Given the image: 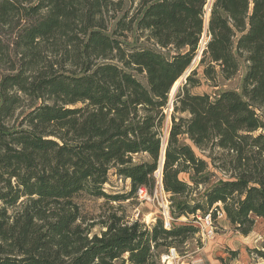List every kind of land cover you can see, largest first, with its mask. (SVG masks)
I'll use <instances>...</instances> for the list:
<instances>
[{
  "label": "trees",
  "instance_id": "trees-1",
  "mask_svg": "<svg viewBox=\"0 0 264 264\" xmlns=\"http://www.w3.org/2000/svg\"><path fill=\"white\" fill-rule=\"evenodd\" d=\"M207 2L0 0V264H157L198 232V210L242 235L264 220V0H213L205 28ZM133 30L151 44L132 46ZM203 32L202 78L217 86L243 59L240 91L193 93L196 67L170 104ZM162 145L170 213L185 221L86 223L75 197L151 193ZM212 169L229 175L189 202ZM110 170L128 194L105 192Z\"/></svg>",
  "mask_w": 264,
  "mask_h": 264
},
{
  "label": "rangeland",
  "instance_id": "rangeland-1",
  "mask_svg": "<svg viewBox=\"0 0 264 264\" xmlns=\"http://www.w3.org/2000/svg\"><path fill=\"white\" fill-rule=\"evenodd\" d=\"M211 1V0H210ZM208 0V2H210ZM208 2L206 4V12L209 7ZM126 8L131 11L129 15L133 14L132 8L126 3ZM204 16V22L206 17ZM206 26V22H205ZM127 41L132 45L149 46L151 41L145 37V33H141L139 30H133V32L126 33ZM207 38L205 32L202 34V38L197 48V55L193 59L189 69L185 71L184 75L179 78V84L184 82L185 76H187L193 68H198V76L201 80V84L192 89V92H206L216 93L223 89H233L240 91L242 75L245 71L246 63L243 59H240V67L235 76L230 79L217 78V86H213L211 81L204 80L202 78V68L198 66V61L201 57L202 49L206 44ZM143 81L142 75H137ZM169 97L170 92H169ZM172 107L169 105L165 108L167 113V123L170 120V113ZM166 130L164 129V134ZM164 137V136H163ZM164 139V138H163ZM198 152V150H196ZM201 154V153H200ZM208 155V153L206 152ZM144 155L136 156V160L143 159ZM208 161V159H206ZM213 175L210 183L200 184L196 190L189 194V202L191 199L201 198V195L205 188L209 187L213 181L217 178H226L229 174L221 171L220 169H212ZM181 178L187 180V176L182 174ZM129 180L119 177L110 170L107 182L104 186L105 192L108 194L124 195L130 191ZM168 199L169 195H168ZM74 201L77 202L80 212L86 217V223H99L105 219L108 213L115 212L121 215L124 219L135 220L139 219L146 224H150L154 221V218L159 217L157 201H145L135 197L134 194H130L128 198H120L117 200H107L104 198H97L88 195L85 192L80 193L75 197ZM174 218H176L173 215ZM185 217L174 219L175 223H183ZM188 221L196 225L193 221V216L187 217ZM214 219V218H213ZM215 226V233L212 238L205 239L201 237L200 231L193 236L185 240L184 244H181L176 248L179 259L174 264H190L191 262H197V264H261L264 263V258L258 254V250L264 252V220L257 217L254 222V227L246 235L240 234L230 223L227 221L225 215L221 212L218 213L213 220ZM92 230L94 232L99 231V224H96ZM162 254V253H161ZM157 264H163L161 259H157ZM166 264V263H165Z\"/></svg>",
  "mask_w": 264,
  "mask_h": 264
},
{
  "label": "built area",
  "instance_id": "built-area-1",
  "mask_svg": "<svg viewBox=\"0 0 264 264\" xmlns=\"http://www.w3.org/2000/svg\"><path fill=\"white\" fill-rule=\"evenodd\" d=\"M154 177V188L153 191L150 193L146 187H139L136 192V196L140 200L145 201H157L158 203V210H159V217L163 221V226L165 228H169L174 221V217L170 213V200L168 199V194L164 191L163 184H162V169L158 166L156 170L153 172ZM218 213H221L218 211ZM223 213V212H222ZM193 221L196 225L193 226L197 227L200 231L201 237L208 239L212 238L215 233V226L213 225V217L212 211H207L206 213L200 212L199 210L193 216ZM160 259L163 264H174L179 256L175 247H170L166 252L160 254ZM190 264H197V262H191Z\"/></svg>",
  "mask_w": 264,
  "mask_h": 264
},
{
  "label": "water",
  "instance_id": "water-1",
  "mask_svg": "<svg viewBox=\"0 0 264 264\" xmlns=\"http://www.w3.org/2000/svg\"><path fill=\"white\" fill-rule=\"evenodd\" d=\"M210 1V0H209ZM213 0H211L210 2H208V7H209V14H210V9H211V7H210V4H211V2H212ZM209 14H208V16H209ZM207 21H208V18H207ZM206 21V22H207ZM207 24H208V22H207ZM207 24H206V26H205V28L207 27ZM203 52V51H202ZM202 54V53H201ZM186 77V76H185ZM177 87H178V85H176V87H175V89L172 91V93H170V96H171V98H170V104H172V101H173V95H174V93H175V91H176V89H177ZM164 148H165V145H162V147H161V151H160V155H161V158H160V163H161V165H160V168L162 169V165H163V161H164ZM159 163V164H160Z\"/></svg>",
  "mask_w": 264,
  "mask_h": 264
},
{
  "label": "bare ground",
  "instance_id": "bare-ground-1",
  "mask_svg": "<svg viewBox=\"0 0 264 264\" xmlns=\"http://www.w3.org/2000/svg\"><path fill=\"white\" fill-rule=\"evenodd\" d=\"M209 6V5H208ZM207 6V7H208ZM208 14H209V8L207 9V12H206V17H205V22L207 21V18H208ZM206 24H207V22H206ZM198 56V55H197ZM189 69V68H188ZM187 69V70H188ZM186 70V71H187ZM184 75V74H183ZM180 78V77H179ZM178 83H179V79H177L176 80V82L174 83V85L172 86V88L170 89V93H172V91L175 89V87H176V85H178ZM160 165H161V163L159 164V167H160Z\"/></svg>",
  "mask_w": 264,
  "mask_h": 264
}]
</instances>
